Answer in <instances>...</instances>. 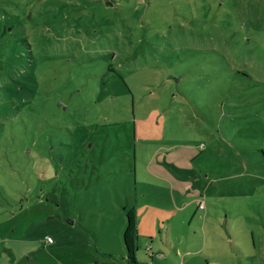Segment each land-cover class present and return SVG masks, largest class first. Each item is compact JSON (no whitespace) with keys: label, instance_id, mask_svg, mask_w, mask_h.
<instances>
[{"label":"rangeland","instance_id":"1","mask_svg":"<svg viewBox=\"0 0 264 264\" xmlns=\"http://www.w3.org/2000/svg\"><path fill=\"white\" fill-rule=\"evenodd\" d=\"M0 8V264H264V0Z\"/></svg>","mask_w":264,"mask_h":264},{"label":"trees","instance_id":"2","mask_svg":"<svg viewBox=\"0 0 264 264\" xmlns=\"http://www.w3.org/2000/svg\"><path fill=\"white\" fill-rule=\"evenodd\" d=\"M0 11H2L4 17H6L7 14L9 16L12 14L11 13L12 11L7 8H0ZM7 30L8 28L4 26V28L2 29V33H6ZM22 207H24V204ZM197 209H199L198 206ZM124 235H125V246L127 248L126 251L127 264H144L152 261L153 257L155 258L156 254L148 253L149 255L146 261L138 260L137 251L140 248V244H139L140 229L138 226V215L135 208L128 210V217H127V223H126ZM153 262L157 264H162L156 262L155 260H153Z\"/></svg>","mask_w":264,"mask_h":264},{"label":"built area","instance_id":"3","mask_svg":"<svg viewBox=\"0 0 264 264\" xmlns=\"http://www.w3.org/2000/svg\"><path fill=\"white\" fill-rule=\"evenodd\" d=\"M200 207H201V209L206 208V206L204 205V203H201ZM144 264H157V263H154L153 260H152V261H150L148 263H144Z\"/></svg>","mask_w":264,"mask_h":264},{"label":"crops","instance_id":"4","mask_svg":"<svg viewBox=\"0 0 264 264\" xmlns=\"http://www.w3.org/2000/svg\"><path fill=\"white\" fill-rule=\"evenodd\" d=\"M204 175V174H203ZM210 175V174H209ZM211 178H213V177H211ZM210 179V178H209ZM213 180V179H212ZM214 181V180H213ZM213 181H212V183H213ZM208 201V200H207ZM208 203V202H207ZM206 208H207V205H206ZM126 221V220H125ZM126 227V226H125ZM126 255H127V253H126ZM111 257V256H110ZM126 258V257H125ZM157 257H153V260H155ZM138 260H142V259H138ZM156 261V260H155ZM157 262V261H156ZM165 264H167V263H165Z\"/></svg>","mask_w":264,"mask_h":264},{"label":"bare ground","instance_id":"5","mask_svg":"<svg viewBox=\"0 0 264 264\" xmlns=\"http://www.w3.org/2000/svg\"><path fill=\"white\" fill-rule=\"evenodd\" d=\"M201 203H203V202H200V203H199V207H200Z\"/></svg>","mask_w":264,"mask_h":264}]
</instances>
